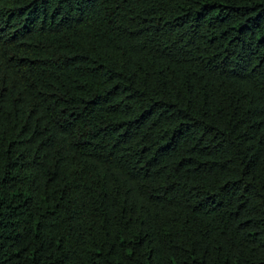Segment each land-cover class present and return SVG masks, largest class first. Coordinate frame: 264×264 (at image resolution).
Segmentation results:
<instances>
[{"label": "trees", "instance_id": "obj_1", "mask_svg": "<svg viewBox=\"0 0 264 264\" xmlns=\"http://www.w3.org/2000/svg\"><path fill=\"white\" fill-rule=\"evenodd\" d=\"M0 264H264V0H0Z\"/></svg>", "mask_w": 264, "mask_h": 264}]
</instances>
